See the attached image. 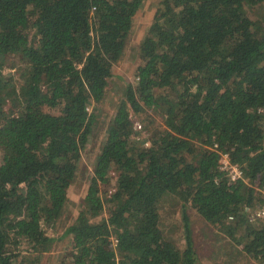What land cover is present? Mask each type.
<instances>
[{
  "label": "trees",
  "instance_id": "16d2710c",
  "mask_svg": "<svg viewBox=\"0 0 264 264\" xmlns=\"http://www.w3.org/2000/svg\"><path fill=\"white\" fill-rule=\"evenodd\" d=\"M145 2L0 0V264H39L54 249L44 226L64 215L96 122L90 108L105 98ZM263 4L159 2L61 264H199L188 216L183 249L163 235L167 195L264 263V222L250 217L264 205V15L255 22L247 9ZM18 58L20 88L4 73ZM148 111L165 129L146 146L131 115ZM225 153L243 179L221 170ZM113 173L114 192L104 193Z\"/></svg>",
  "mask_w": 264,
  "mask_h": 264
},
{
  "label": "rangeland",
  "instance_id": "374dc122",
  "mask_svg": "<svg viewBox=\"0 0 264 264\" xmlns=\"http://www.w3.org/2000/svg\"><path fill=\"white\" fill-rule=\"evenodd\" d=\"M161 0H146L143 8L134 18V27L128 40L122 59L114 66L113 76L109 79L105 98L101 103L93 104L91 112H95L96 122L89 136V141L81 153V160L76 181L69 190V202L66 206L62 219L56 226L50 228L44 226L48 236L56 239L54 249L45 254L39 264H61L69 262L70 240L64 234L68 227L77 218L80 207L87 195L89 182L93 176L94 165L101 147L106 139L107 129L116 114L120 102L125 96V88L129 83L135 82L136 70L141 65L139 46L144 39L149 27L152 25L158 4ZM248 9V15L255 21L262 20L264 4ZM4 68V73L13 76L17 88L23 84L21 71L25 64L18 59H9ZM147 115H150L149 117ZM134 126L141 125V129H135L138 143H150L153 134L165 129L162 115L156 111L137 115L132 113ZM154 121L152 123L151 121ZM226 154V153H225ZM3 152L0 149V165L2 164ZM109 185H102L104 193H113L115 188V174H112ZM160 228L164 237L183 249L186 239L185 217L189 218L192 237L198 253L199 264H264L251 259L243 250L231 241L226 235L219 232L207 223L189 204L178 200L175 196L167 195L159 206ZM94 219L99 222L103 218ZM24 248V247H23ZM248 258H247V257ZM252 260V261H249Z\"/></svg>",
  "mask_w": 264,
  "mask_h": 264
},
{
  "label": "built area",
  "instance_id": "2783aa9c",
  "mask_svg": "<svg viewBox=\"0 0 264 264\" xmlns=\"http://www.w3.org/2000/svg\"><path fill=\"white\" fill-rule=\"evenodd\" d=\"M141 128L142 127L139 124L135 126V129H141ZM215 148H218V145H215ZM220 166H221V170L228 174L232 182L243 179V175L240 168L237 165L231 163L229 155L221 154ZM247 211L250 210L247 209ZM250 217L251 219H258L264 222V205L256 209L254 212H252Z\"/></svg>",
  "mask_w": 264,
  "mask_h": 264
},
{
  "label": "crops",
  "instance_id": "0c3cea01",
  "mask_svg": "<svg viewBox=\"0 0 264 264\" xmlns=\"http://www.w3.org/2000/svg\"><path fill=\"white\" fill-rule=\"evenodd\" d=\"M193 233V232H192ZM247 257V256H246ZM248 258V257H247ZM249 261H252V260H249Z\"/></svg>",
  "mask_w": 264,
  "mask_h": 264
}]
</instances>
